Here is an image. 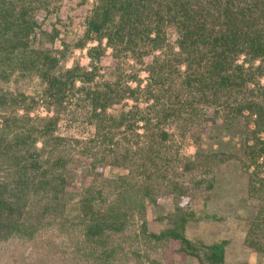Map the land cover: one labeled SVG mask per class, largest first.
Instances as JSON below:
<instances>
[{"label":"rangeland","instance_id":"374dc122","mask_svg":"<svg viewBox=\"0 0 264 264\" xmlns=\"http://www.w3.org/2000/svg\"><path fill=\"white\" fill-rule=\"evenodd\" d=\"M99 3V0H51V12L43 9L36 14V34H32L31 47L41 48L39 55L32 53L40 68L27 67L24 62L31 58L30 46L26 51L21 47L15 50L6 64L0 66V186L11 189L20 166L13 165V153L22 151L15 143L16 137L23 134L29 141L28 131L33 133L30 140L37 136L35 144L29 145L38 157L45 141L54 139L48 141L43 160L63 151L72 157L67 163L70 184L63 197L66 200L53 210L61 215L50 221L46 217L33 218V206L38 211L44 210V204L52 196L34 190L26 199L29 211H23L32 219L29 222L34 231L0 241V264H215L210 258L213 245L224 247V264H264V131H259L256 124L259 117L248 108L230 116L225 106L229 104L234 110L237 107L234 100H244L246 95L230 93L223 97L230 98L225 104L220 99L208 107L200 105L207 111L197 120L185 113L176 116V120L161 123L169 137L161 141L156 179L148 180L147 172L137 175L142 160L135 159L137 164L132 167H118L112 157L110 162L103 159L111 143L118 144L119 153L131 149L130 154L143 144L137 142L143 141V137L138 140L130 133L133 128L130 130L129 121L119 127L108 119L133 111L137 105L140 113L135 114L134 131L144 133L145 121L140 118L145 115L143 108L161 95L158 88L151 90V98L145 92L150 82L148 65L154 54L162 56L165 49H157L140 60L121 53L115 58L107 36L99 39V34L89 32V21ZM82 40L86 43L79 46ZM174 48L179 51L177 46ZM46 50L51 56H46ZM244 58L242 55L238 61ZM260 64L258 59L252 66L257 75L256 67ZM77 65L87 71L97 68L94 80L83 83L78 79L74 88L68 85L64 103L53 102L56 90L51 74L62 77L67 69ZM244 65L251 67L249 63ZM184 69L185 65L180 72ZM132 74L137 78H128ZM258 78L264 85V76ZM116 83L127 91L126 97L110 104L102 119L95 120L87 92ZM82 86L85 89L79 90ZM138 86L137 94L128 92V88ZM166 94L160 101L168 108L172 101ZM252 95L255 93L247 96ZM185 107L191 108L188 104ZM150 114L156 115L157 111L151 110ZM50 117L57 118V128L54 137L47 138L43 132L35 131L34 126H44ZM139 157L138 154L136 158ZM44 167L41 164L36 173L40 174ZM93 175L98 177V183L93 184L98 186L100 182L109 199H115L117 189L122 190L118 205L128 212L121 218L126 222L125 231L110 233L104 244L87 243L82 226L74 224ZM147 180L153 184L150 197L145 196L142 187ZM144 229L156 234L176 229L193 247L188 248L173 237L155 238Z\"/></svg>","mask_w":264,"mask_h":264},{"label":"trees","instance_id":"16d2710c","mask_svg":"<svg viewBox=\"0 0 264 264\" xmlns=\"http://www.w3.org/2000/svg\"><path fill=\"white\" fill-rule=\"evenodd\" d=\"M50 1L0 0V66L15 50L21 47L26 51L30 46L31 58H26L24 62L27 67L40 68L39 60L32 56V53L39 55L41 48L31 47L34 42L32 34H36V14L43 9L49 12ZM99 1L95 8V16L89 21V32L99 34V39L107 36L115 58L118 59L121 53L125 56L132 54L140 60L145 55H153L157 49H165L162 56L154 54L152 62L148 65L150 82L146 85L145 92L148 91L151 98V90L158 88L161 95H156V102L149 103L143 108L145 115L140 118L145 121L144 133L140 135L139 132L134 131L133 126L137 122L135 114L140 113L137 105L133 111L122 112L120 117L113 115L108 119L110 123H116L119 127L129 121L130 130L133 128L130 133H133L138 140L143 137V141H137L143 144L136 147V150L134 149L130 154L131 149L126 148L127 153L125 151L119 153L118 144L114 146L111 143L112 146L109 144L111 147L103 159L110 162L112 157L118 167H132L137 164L135 159L142 160L140 165L142 169L137 175L139 173L144 175L147 172L148 180L158 178L155 168L163 147L161 141L169 137V133L165 127L161 126V123L167 119L176 120V116H182L185 113L197 120L207 111L199 108L200 105L208 107L216 104L220 99L222 101L219 102L225 104L230 98L223 99V97L230 93L246 96L242 98H245L244 100H234L237 104L234 110L230 109L229 104H225L229 108L226 112L232 116V114H240L243 108H248L259 117V121L256 122L259 131H264V85L260 84L258 78L264 76V0ZM170 27L174 30L170 31ZM172 35L173 41H171ZM85 43L86 40H82L79 46ZM176 46L179 51H175ZM91 53L94 55L92 50ZM102 53L104 54L105 51L103 50ZM242 55H245V58L239 62ZM46 56H51L48 50H46ZM96 56L99 58L100 54ZM258 59L261 60V64L256 67L259 72L257 75L252 66ZM244 63H249L251 67L246 68ZM183 65L185 69L181 73L180 69ZM96 73L97 68L87 71L80 65L67 69L62 77L52 73L50 80L56 90L52 94L53 102L64 103L67 89L74 88L78 79L83 83L93 81ZM178 76L176 81L175 77ZM129 77L137 78L135 74ZM68 85L69 88H67ZM81 89H85L84 86L79 87V90ZM128 90L135 95L140 92V86L128 88ZM126 92L118 87V83L105 88H91L87 92L92 103L91 116L100 121L107 107L123 100ZM165 93H167L166 97L172 101L168 108L160 101ZM254 93L255 95L251 97L247 96ZM187 104L191 107L190 109L185 107ZM151 110L157 111V114L151 115ZM56 117H50L49 122L44 126H34L35 131L39 134L43 132L47 138L54 137V131L57 128ZM28 133H30L29 141L22 136L23 134L16 137L15 143L22 151L13 153L11 160L13 165L20 164V166L17 168L11 189H8L6 185L0 186V241L34 231L33 224L29 222V219L32 221L27 213L29 210H26L29 206L26 199L30 198L34 190H41L43 194L51 193L52 195L51 200L44 204L42 211H38L31 205L33 206L32 216L36 220L43 217L49 221L54 219L60 213L53 210L66 200L63 197L70 184L67 181V163L72 157L63 151L54 158L49 156L43 160L42 154L46 151L48 141L54 139L48 138L45 141V148L40 150L38 157L37 151L30 146L35 144L37 136L30 140L33 133L31 131ZM110 153L114 155L111 156ZM138 154L140 157L136 158ZM131 160L135 162L132 164ZM41 164L45 167L40 174L36 173ZM97 178L93 175L91 184L89 183L85 188L88 193L82 197L79 215L75 217L74 224L82 226L81 231L87 243L95 244L98 241L104 244L103 240L108 239L110 233L125 231L126 222L121 218L128 215V212L126 210L123 212L118 205L122 190L117 189L115 199L111 200L110 196L104 195L105 187L102 189L100 182L98 186L93 184L98 183ZM150 185L153 184L149 181L146 185H142L147 197L151 196ZM90 193L91 195H88ZM54 200L61 202L58 204ZM24 210L27 212L23 213ZM144 232L151 233L150 235L159 239L173 237L181 240L188 248L193 247L191 241L176 229H169L161 234L148 232L146 229ZM210 247L213 248L210 255L212 262L224 264V247L221 245Z\"/></svg>","mask_w":264,"mask_h":264}]
</instances>
